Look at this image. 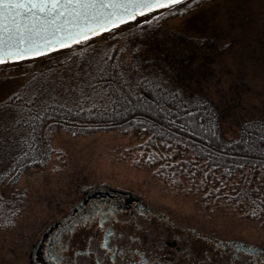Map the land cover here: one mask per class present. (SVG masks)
Segmentation results:
<instances>
[{
	"label": "rangeland",
	"instance_id": "374dc122",
	"mask_svg": "<svg viewBox=\"0 0 264 264\" xmlns=\"http://www.w3.org/2000/svg\"><path fill=\"white\" fill-rule=\"evenodd\" d=\"M150 19L173 33L200 34L212 46L207 55L212 66L197 70L215 78L203 86L218 109L224 140L235 138L246 120L264 117V0H200L183 14L162 12ZM17 71L0 66V99L11 92L8 75ZM4 142L0 137V145ZM141 143L115 131L76 136L54 131L48 162L26 169L14 184L17 211L11 225L0 224V264H27L28 249L45 225L69 206L78 190L91 185L130 192L180 223L264 246V222L221 197V190L209 196L199 166H194L200 169L197 176L187 169L173 175L149 158L151 150L137 146ZM11 187L9 183L7 194Z\"/></svg>",
	"mask_w": 264,
	"mask_h": 264
},
{
	"label": "snow or ice",
	"instance_id": "6c2138e0",
	"mask_svg": "<svg viewBox=\"0 0 264 264\" xmlns=\"http://www.w3.org/2000/svg\"><path fill=\"white\" fill-rule=\"evenodd\" d=\"M199 2L200 0H191L190 3L188 0H0V66L43 61L53 53L86 49L95 45L98 39L119 38L129 27L150 23V18L162 12L183 14L194 5L199 6ZM131 37L132 34L129 33V40L125 41L131 46L121 44L113 55L106 52L99 55L97 52L79 62L73 60L65 73L44 77L41 83L31 88L27 100V104L41 109L32 118L40 119L41 115H47L50 108H59L66 109L69 113L75 109L77 115H104L111 111L112 115L120 116L140 112L144 118H135V123L144 125L149 122V117H155L178 131H184L189 124H195L197 116H201L210 118L213 128L218 127L219 117L212 110L210 101L202 96L186 95L185 90L174 83L171 66L161 62L156 56L146 55L145 50ZM187 39L193 44L203 42L200 34L190 35ZM35 79L33 77V81ZM20 99L16 92L0 99V132H9L10 129L15 131L16 125L22 120L27 122L24 108L15 104ZM189 108L194 110L189 111ZM28 111L31 112V109ZM177 119L182 123L177 124ZM156 120L151 123L154 125ZM240 127L242 131L238 142L247 145L245 160L249 155L258 157L257 163L264 170V117L246 120ZM253 133H256L255 137ZM192 134L199 135L195 131ZM212 136H216L215 131ZM25 143L28 141L25 140ZM176 143L180 144L182 141L177 139ZM21 153L27 155L23 152V146L15 141L8 144L7 148L0 145V183L12 182L11 173L23 167L20 163ZM237 167L242 170L243 182L252 183L248 174L243 171L245 164L239 163ZM225 172L229 177L234 175L230 170L226 169ZM248 172L264 185V171L258 172L253 164ZM255 191L259 193L261 189L257 188ZM252 215L256 213L253 212ZM107 234L111 236L112 231L108 230ZM69 239L74 240V237ZM65 247V241L58 238L56 246L47 253L49 259L55 260L57 264H93L92 253L79 255L74 262L72 252L75 247L64 255ZM104 247L108 251L97 252L96 259L100 255L110 254L113 260L118 259V264H137V250L131 246L126 247L119 258L115 247ZM231 247L235 249L231 254L233 258L241 251L248 253L249 258H241V264H264V250L252 245L244 247L231 244ZM139 248L142 249L141 257L147 258L141 264H165L167 250L160 238L150 239L147 244L141 239ZM201 256V251L193 246L181 251L182 264H200ZM208 259L210 257H205V261ZM167 264H176V261L169 260Z\"/></svg>",
	"mask_w": 264,
	"mask_h": 264
},
{
	"label": "trees",
	"instance_id": "16d2710c",
	"mask_svg": "<svg viewBox=\"0 0 264 264\" xmlns=\"http://www.w3.org/2000/svg\"><path fill=\"white\" fill-rule=\"evenodd\" d=\"M157 21V19H151L150 23L129 27L126 32L120 34L119 38L98 39L99 41L95 45L86 49L76 52L53 53L51 57H46L43 61H25L12 66L18 71L14 73L15 75H8L9 78L11 77L9 80L12 82V90L6 96L16 92L21 97L20 100L15 101V104L24 108V117L27 122L22 120L16 125L15 131L10 129L9 132H0V137L6 141L3 143V147L7 148L8 144L15 141L16 144L23 146V152L27 155L20 154V163L23 167L11 173L12 182L0 183V224H12L18 202L16 200L18 192L14 188V184L26 169L42 167L48 162L54 153L50 145V135L57 130L73 136L107 131L131 134L143 141L137 146L147 151L151 150L149 158L151 157L152 161H158L157 163L167 167L169 172L173 171L171 174L182 173L187 169L192 176H197L196 171L199 172L200 169H194V166H199L205 188L210 189L209 196L216 197L218 193H215L214 190H221L224 193L221 197L236 201L248 216L261 219L264 222V202H262L264 200V185H261L260 181L251 172H248V169L255 164L258 172L264 170H261L257 163L258 157L249 155L245 160L247 145L238 142L239 134L242 131L241 127L235 138L224 140L221 137L220 126L213 128L212 120L201 116H197L196 123L189 124L184 131L169 127L165 121L156 120L155 117H149L148 123L139 125L135 123V118H144L140 112L120 116L112 115L111 111L104 115H88L87 113L77 115L75 109L69 113L66 109L50 108L47 115H41L40 119L32 118L41 112L39 106L33 107L27 104L32 87L41 83L43 78L50 74L65 73L73 60L79 62L89 55H96L97 52L99 55H104L105 52L108 55H113L114 50L118 49L121 44L130 47V43H125L126 40H129V33L132 34L131 39L145 50L146 55L156 56L161 62L171 66L174 83L180 85L186 95L207 98L212 110L219 117L218 109L209 92L210 89L203 86L204 83L215 78L211 72L201 73L197 70L212 66V58H207V55L212 53V46H207L204 40L201 44H193L187 39L190 36L188 33H173L172 30H164ZM106 45L112 47H106ZM33 77L36 78L35 81H33ZM85 107L87 108L88 105ZM28 109H31V112ZM188 110L193 111L194 109L189 108ZM185 119L188 118L185 117ZM152 120H156L154 125L151 123ZM176 122L177 124L182 123L180 119H177ZM194 131L199 135H193ZM213 131L216 133L215 137L212 136ZM255 136L256 133H253V137ZM177 139L182 143L177 144ZM25 140L28 143H25ZM167 145H171V147ZM239 163L245 164L243 171L248 174L252 183L245 184L243 182L242 170L237 167ZM226 169L232 171L234 175L229 177L225 172ZM9 183L12 187L10 193L7 194L8 188L6 187H9ZM257 188L261 189L259 193L255 191ZM253 212L256 215H252Z\"/></svg>",
	"mask_w": 264,
	"mask_h": 264
},
{
	"label": "flooded vegetation",
	"instance_id": "af4514ba",
	"mask_svg": "<svg viewBox=\"0 0 264 264\" xmlns=\"http://www.w3.org/2000/svg\"><path fill=\"white\" fill-rule=\"evenodd\" d=\"M108 230L112 231L111 236L107 234ZM70 237H74V240ZM58 238L66 243L64 255L75 247L72 252L74 262L77 256L92 253L93 264H118V259L113 260L110 254L95 258L97 252L108 251L104 245L115 247L117 258L126 247L131 246L137 250V264H141L142 260L147 259L140 255L141 239L145 244L155 238L163 241L167 250L165 264L169 260L182 264L181 251L189 246L201 251L200 264H229V261L231 264H241V258H249L248 253L243 251L233 258L231 254L235 249L231 244L244 247L252 245L264 250L261 245L229 240L213 232L180 223L150 207L142 198L106 185H91L78 190L69 206L50 220L30 245L26 263L57 264L55 260L49 259L47 253L56 246ZM205 257L210 259L205 261Z\"/></svg>",
	"mask_w": 264,
	"mask_h": 264
}]
</instances>
